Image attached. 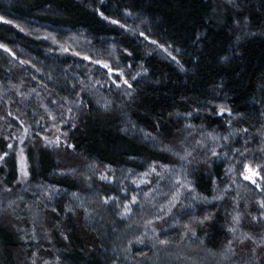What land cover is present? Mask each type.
I'll use <instances>...</instances> for the list:
<instances>
[{"label": "trees", "instance_id": "16d2710c", "mask_svg": "<svg viewBox=\"0 0 264 264\" xmlns=\"http://www.w3.org/2000/svg\"><path fill=\"white\" fill-rule=\"evenodd\" d=\"M0 156V264H264V0H0Z\"/></svg>", "mask_w": 264, "mask_h": 264}, {"label": "snow or ice", "instance_id": "6c2138e0", "mask_svg": "<svg viewBox=\"0 0 264 264\" xmlns=\"http://www.w3.org/2000/svg\"><path fill=\"white\" fill-rule=\"evenodd\" d=\"M113 23H116V22L113 21ZM105 67H107V65H105ZM124 83L127 84L128 82L127 81H124ZM129 87H131V85H129ZM9 147H11V145H9ZM5 155H7V154L5 153ZM2 159H3V156H0V160H2ZM20 170H21L22 175H24V176H27L28 175V173H27V166H26V163L24 161L23 156H21ZM247 171L250 172V173H252V169L251 168H248ZM252 174L255 175L256 173H252ZM244 178L245 179L252 180V175H245ZM252 182L255 183L254 180H252ZM262 206H264V205H262Z\"/></svg>", "mask_w": 264, "mask_h": 264}, {"label": "rangeland", "instance_id": "374dc122", "mask_svg": "<svg viewBox=\"0 0 264 264\" xmlns=\"http://www.w3.org/2000/svg\"><path fill=\"white\" fill-rule=\"evenodd\" d=\"M252 173H256L255 175H253ZM252 173H250V172H246V174L245 175H252V180H254V181H256V179L258 178V173L255 171V170H252ZM247 180H249V179H247ZM252 180H249V181H252ZM189 251V250H188ZM191 253H188L187 252V250H185L183 253H182V255L185 257V258H188V256L190 257L191 255H190ZM156 264V263H155Z\"/></svg>", "mask_w": 264, "mask_h": 264}]
</instances>
